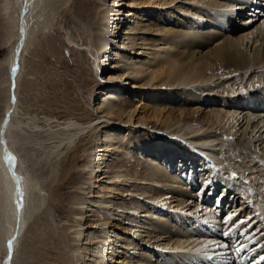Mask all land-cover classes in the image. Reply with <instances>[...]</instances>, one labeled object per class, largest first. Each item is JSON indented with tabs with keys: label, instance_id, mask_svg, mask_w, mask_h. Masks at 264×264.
Masks as SVG:
<instances>
[{
	"label": "bare ground",
	"instance_id": "bare-ground-1",
	"mask_svg": "<svg viewBox=\"0 0 264 264\" xmlns=\"http://www.w3.org/2000/svg\"><path fill=\"white\" fill-rule=\"evenodd\" d=\"M48 1L51 0H10L9 2V5L13 3L15 14L9 19L13 25L6 42L8 54L2 61L7 71L5 81L7 100L0 119V264H13L25 228L45 201L44 188L30 175L22 163L20 153L15 148L13 123L20 108L18 91L23 53L45 26ZM176 1L78 0L77 2V13L72 24L78 29L81 41L77 42L75 39L70 41L73 44L72 50L80 56L77 60L80 72L75 75L77 82L85 73L103 84L124 82L135 88L158 89V93H151L158 98L174 95L181 99L174 101V104L180 105L168 106L166 103L160 106L140 99L137 102L133 99L123 100L124 103L117 105L105 98H99V103L90 113L82 104L80 94L73 87V82L69 84L70 93L68 92L65 97L69 104L65 113L47 115L45 124L34 125L36 127L32 132L41 134V139L36 144L44 148L43 156H47L48 159L65 156L67 161L63 167L67 175L72 169L90 171L89 182L99 189L90 196L100 199L86 200L82 202L84 205L82 208L98 207L99 209L95 211V217L98 216L97 221L105 226L108 216L109 227L113 229L110 230L111 235H109L110 231L103 230L101 241L107 246H99L98 249L91 250V246L96 244L94 240L98 237L94 236L92 229L83 232L85 225L80 223L76 217L77 213L67 215L65 222L63 221L66 223L63 226L64 233L73 241L79 237L81 246L76 247V255L67 257L66 252L70 251V244L64 242L63 235L56 234L51 227H48L44 242L54 243L57 249L55 252L59 254L51 256L50 252L44 259L50 262L49 264H90V260L94 263L98 260L105 262L108 255L106 251L109 249L111 252L108 261L113 262L114 257L121 252L118 246H124L127 250L133 251L132 253L140 248L136 242L137 237L145 242L141 245L142 249L156 248L160 252V257L153 259L151 252L147 251L141 252L138 256L126 252L124 257L118 258L117 264H246V258L253 256L251 254L256 248L264 247V207L260 205L264 201V184L260 182L263 174L255 178L254 181H257L255 185L252 183L247 186L244 183V179H250L258 172L257 167L264 166V110L261 111L262 109L258 107L259 110L257 108L246 110L230 99L239 96V100H242L247 92L264 97V83L252 84V81L256 82L264 77V19L254 25L258 15L261 13L264 15V0H226L222 4L211 3V0H189L186 1L190 4L189 8H185L186 11L176 5ZM141 5L146 8L153 6L152 9H163L162 21L161 19L150 22L134 20L135 25L127 23V18H130L131 22L134 17L136 19L143 17L133 12ZM175 9L197 16L199 29L190 26L191 29L174 30L170 27L169 17ZM243 9L248 11L244 18H238L237 11L241 13ZM10 10L11 7L8 6L7 11ZM202 20L204 21L201 22ZM232 21L234 23L238 21V25L235 24L238 27L253 25L254 27L248 31L231 34L226 32V27H230ZM207 23L218 24L219 27L214 30L213 26L211 30L204 31ZM185 24L187 23H184V26ZM152 33L162 34L155 40L148 36ZM154 40L156 42L165 40L163 44L166 46L159 47L157 43L153 44ZM111 43L115 45L110 46ZM183 46L188 48L179 50ZM108 49L110 53L103 56V52ZM227 49L234 52L235 63L240 70L250 76L257 73L247 80L248 83L245 85L247 88L236 83L219 81L221 77L208 72L210 70L213 72L215 69L217 71L215 64L224 62L228 58L224 52ZM222 66L228 67L225 62ZM255 76L257 80L254 79ZM13 78L14 89H12ZM100 93L107 97L110 94L105 90ZM221 94L227 99L221 101L218 107H210L211 98L208 96L215 97ZM201 95L205 96L202 103L198 99ZM133 128L139 133L143 129L150 132L149 136L152 141L154 140L153 144L147 143L150 147L159 141H168L171 148H167V151H176L181 165L188 164L191 169L201 167L208 173L207 181H202L203 190L207 184H211L212 188L221 187L222 192L217 202L211 207L210 204L208 205V200L204 203L201 199L195 200L193 191L185 183H181L179 175L170 173L168 167L170 165L155 160L149 175L155 181L157 192L156 195L150 196V202L161 204L164 208L163 212L167 211L176 219L182 220V227L178 230L172 229L171 226H176L172 223L173 220L162 221L161 217L151 213L144 204L138 210L140 213L133 211L129 204L131 198L145 199V197H140L126 188L128 184L124 183L125 174L123 170L121 171V162L128 149L134 145L131 139L123 140L117 137L119 130L127 131ZM220 135L234 139L231 145L235 153H238L237 156L244 160L248 159V163L253 162L249 166L238 164V167H246V169L236 179L224 175L220 168L223 164L219 160L221 148L215 143ZM95 137L98 139H93ZM93 164L95 165L92 166ZM102 181L105 183L98 184ZM119 183L122 185L116 186ZM146 183L149 184L148 181ZM84 184L81 183L80 187L84 188ZM253 187L261 196L257 195L258 203L254 206L251 201L255 198L249 194V189L253 190ZM107 188L113 194L102 198L101 193ZM229 189L231 190L228 191ZM20 198H23L22 201ZM225 198L228 199L224 204ZM228 203L234 206V209L230 210L232 214L229 215V219L236 213L243 214L241 220L235 224L237 227H243L239 232L241 235L237 236L234 233L238 241L241 240L238 250L236 248L235 251L238 260L234 255L224 253L227 251L222 248L226 246L224 241L226 234L221 233L222 239L213 238L212 230L203 227V224L214 222L215 214ZM244 221L247 222L245 225ZM197 222L199 225L196 231L200 239H195V234L190 232L189 227ZM87 224L86 226H90L89 223ZM248 225H254V229L251 228L252 234L249 231L245 233ZM256 225L259 231L255 229ZM228 228L224 226V233ZM126 233L131 234L132 237L125 236ZM242 237L243 240L240 239ZM232 239L234 241V238ZM9 242L12 244L11 255ZM217 244L221 247L210 249ZM90 250L94 251L91 259L88 255ZM222 254L227 256L223 258ZM262 256L259 254L251 264H259L257 260L263 258Z\"/></svg>",
	"mask_w": 264,
	"mask_h": 264
},
{
	"label": "rangeland",
	"instance_id": "rangeland-1",
	"mask_svg": "<svg viewBox=\"0 0 264 264\" xmlns=\"http://www.w3.org/2000/svg\"><path fill=\"white\" fill-rule=\"evenodd\" d=\"M186 1L189 0H177L175 4L180 6L182 9L186 11L185 8H189L188 6H190V4H188V2L186 3ZM9 2L10 0H0V119L3 115L4 107L7 100L6 84H5V81L7 80V71L2 65V61L3 59H5V57L8 54V46L6 42L7 39H9V36L11 34L10 29L12 28L13 25L12 21L9 19L13 17L15 14V8L13 7L14 5L13 3L12 5H9ZM77 2L78 0L48 1L46 7L48 11V17L46 18L44 24L45 26L42 29V31L39 32L37 36L32 40V42L29 44V46L23 53L22 64H21V78L19 80V91H18L20 108H19V113L17 114L13 123V126L15 128L13 129V140L15 142V148L20 153V157L23 165L28 170L30 175H32V177L35 178L44 188L45 201L43 202V205L40 207V209L34 215V217L29 221V224L25 228V231L20 238L18 251L16 253L17 255L15 256L13 264H49L50 262L48 263V261H45L44 259L45 257L49 256L50 252H51V256L59 255L58 253L55 252V250L57 249L54 243L49 244L48 241L44 242V239L46 238L44 237V235L47 232L48 227H51L56 232V234H59L60 236L63 235L62 238H64V242L65 243L68 242L70 244V251L68 250V252H66L67 257L76 255L75 254L76 247L81 246L79 237L76 238L77 239L76 241H73L72 238L66 235V233H64L65 231L63 230V226L66 224L64 223L65 222L64 220L66 219L67 215L69 216V214L75 215V213H77L76 217H78V220L80 221L81 224L85 225L83 232L92 229L94 236L98 237V238L95 237L97 238L94 240L96 244L95 246H91V250H96V248L97 247L99 248V246L100 247L107 246V244H103V242L101 241V238L103 236V230L105 231L113 230L112 228L109 227L110 221L108 220L109 219L108 216H106L107 220H105L106 222L105 226L102 225V222L97 221L96 218H98V216L95 217L96 215L95 211L99 209L98 207L90 206V208H85V209L82 208L84 207L82 202L91 199H100L94 196H90L91 194L93 195L94 192L99 190L97 187H95L93 184L89 182L90 171L72 169L71 173L67 175L65 168L63 167L64 165H66V161H67V159H65V156H62L59 159H52V158L48 159L47 156L45 155L43 156L44 148H40V146L36 144L37 141L41 139V134L39 132H32V129H35L36 127L34 125L38 123L39 124L46 123L45 116L65 113L66 106L69 105L66 102L67 98L65 97L66 95H68L70 89L69 88L70 83L72 84L74 82L73 87H75V89L78 90L82 104L85 106L86 109L89 110L90 113L99 103V98L101 99L105 98L111 102H115V104L117 105L124 103L123 100L132 101V99L135 102H137L139 99L143 101H149V102L151 101L152 103H155L160 106L166 103L168 106L180 105V104H174V101L181 99L178 96L171 95V96H163L161 98H158L157 95L152 96L151 93L153 92L158 93V89L152 90L149 88H140V87L135 88L129 86L128 84H125L124 82L113 83L114 85L110 83L103 84L101 81L95 79L93 76H90L88 74L85 75V73L83 74L84 76L81 78V80L77 82V80L75 79V75L79 74L80 72L79 67L77 66V60L78 58H80V56H78L79 54L77 52H74L72 50L71 45L73 44L70 42L72 39H75V41L77 42L81 41L78 29L75 28V26L72 24V21L77 13L76 12L77 4H78ZM212 2H215V4H222L225 3L226 0H211V3ZM8 6L11 7L10 12L7 11ZM152 7L153 6L146 8L145 6L141 5L140 7L134 9L133 12L135 13L137 12L138 14L143 15V17L140 16L137 19L136 17H134L135 19L132 18L131 22H130L131 19L127 18V23H129L130 25H135L136 22H133L134 20L141 22L144 21L150 22L152 20L159 21V19H161L162 21V18L164 17L163 15H161V13L164 12L163 9L159 8L157 10V9H152ZM180 11L181 10L175 9V11H173V13L170 14L169 17L170 18L169 21H171L169 25L170 27H172L174 30L177 29L180 30L182 28L191 29L189 28L190 26H192L193 28L195 27L196 30L199 29L197 27V24L199 22L197 16L190 15L186 12L183 13ZM247 11H248L247 9H243L242 11L243 13L242 12L239 13L237 11L238 18L241 19L244 18L245 13ZM151 12H153L154 14H151ZM257 19L258 20L256 21V23L255 22H254L255 24L253 23L254 25L258 24L261 19H264V15L262 13L259 14ZM203 21L204 20H202L201 22ZM238 21H235V23L234 21H232L231 24H229L230 27L228 28L226 27V32L228 31L231 34L241 33L243 31H248L254 27V25L253 26L251 25L252 27L235 26V24L238 25L239 23ZM184 23H187L185 24V26L186 25L188 26L185 27ZM206 26L207 27L204 29V31L211 30L210 28L213 26H214L213 27L214 30H217L219 27L218 24L216 25L213 23L212 24L207 23ZM160 34L162 33L159 34L152 33V34H148V36L156 40L161 37ZM138 35H142V34H138ZM155 40L153 44L157 43L159 47L166 46L165 44H163L165 40H160L158 42H156ZM112 45H115V43L110 44V46ZM157 47H153V48L161 49ZM187 48L188 46H183L179 50H183V49L186 50ZM224 52H226L227 54L226 56L230 59L229 60L228 58H226V60L224 61L228 67L224 68L222 66L224 62H220L219 64H215L217 71L215 69V71L213 72L211 70L208 72L210 74H216L217 77H221L219 81H223L224 83H236L239 84V86L244 87L248 83L247 80L251 79V76L256 75L257 73L252 74L251 76L249 74H246V72H243V70H240L237 67L238 65L235 63L236 57L234 52L231 49H227ZM108 53H110L109 49L106 50L105 53L103 52V56ZM105 59L106 58H104V61ZM108 62H110V60H108ZM107 68L108 66L106 67V69ZM105 72L106 71H104V73ZM254 79L257 80V77L255 76ZM261 79L262 78L258 79L256 82L252 81V84L254 83L255 85L263 84L264 77L262 80ZM64 86L65 89H63ZM245 88L247 87L245 86ZM102 90H105L106 92L109 91L110 92L109 96L107 97L104 96V94H101L100 91ZM159 91L162 90L159 89ZM204 97H205L204 95L199 96L198 99L199 101H201V103L203 102ZM208 97L211 98L210 107H215V106L218 107L219 105H221L220 104L221 101L223 100L225 101L227 99V98H223L224 96L222 94L217 95L215 97L212 95ZM239 98H240L239 96H233L230 99H232V101H235V103H239V106L242 105L246 110H254L257 107L259 109H262L261 111L264 110L263 96L259 97L258 95L253 94V92H247L243 96L242 100H239ZM151 124L154 125L153 122H151ZM26 125L29 128H26L27 127ZM46 128H49V126H46ZM159 130L160 129H158L157 131L159 132ZM138 133L139 132H136V130L133 128L127 131L119 130V133L117 134V137L119 139H123V140L131 139L134 145V147L128 149L127 154L125 155L123 161L121 162L122 165L121 171L123 170L122 172L123 174H125L124 183L127 182L128 184L126 188L137 193L140 197H145V199L132 197L129 204L132 207V210L137 212H139L138 210H140L143 207L142 206L143 204L146 205L150 209L151 213L157 215L158 217H161L162 221L166 222L167 220H171V221L173 220L172 223L176 224V226H171V227L172 229L178 230L180 229V227H182L181 224L182 220L176 219L175 216H172V214H168L167 211H164L165 212L164 213L163 212L164 208L162 207L161 204L150 202V196L156 195L157 192V187L154 183L155 181L154 179H151L149 175L154 166L155 163L154 161L158 160V161H163L167 165L169 164L170 166L168 167H170L169 168L170 173L179 175L181 183L182 182L183 184L185 183V185L189 187L190 190L193 191L195 196L194 199L197 201L201 199L203 203L206 200H208V205L210 204L211 207L215 204V202H217L218 197H220V194L222 192L221 187H216L217 188L216 189L215 187L212 188L211 184L209 185L207 184L205 186V189L203 190L202 181H207V178H209L208 173L203 171L201 167L191 169L188 164L185 166L181 165L180 160L178 159L177 152L167 151V148L168 149L171 148V144L168 141H159V143H155L152 147H150L149 145L154 143L153 142L154 140L152 141V138L149 136L150 132L146 129H143L141 133L139 134ZM98 137H95L93 139L96 140L98 139ZM86 142L88 141H85V143ZM147 143H149V145ZM215 143H217L218 148H221V150L219 151L220 152L219 160L222 161L223 163L221 164L222 166H220V168L224 172V175L235 177L236 179V177L241 176L244 170L246 169V167L243 168L238 167L239 165L242 164H243L242 166L252 165L251 163L253 162L250 163L249 161L248 163V159L244 160L242 157L237 156L238 153H235L236 151L233 150V146L231 145L234 143V139L226 138L223 135H220L218 136V140ZM94 152L95 151H93V153ZM94 161L97 160L94 159ZM245 162L248 164L246 165ZM97 163H99V161H97ZM255 163L256 161H254V164ZM257 164L259 165L260 163ZM94 165L95 164H93L92 166ZM178 168H182V169L180 170ZM234 169L237 170V172ZM257 169L258 172L256 174H253L250 177V179H244L245 180L244 183L247 186L251 185L252 183H254L252 185H255V183H257V181H254L255 178L261 174H263V176L260 182L262 181L264 184V171H261L264 170V166L261 165L257 167ZM231 170L233 173L231 172ZM64 174L66 176H64ZM236 174L237 176H235ZM251 180L253 182H251ZM146 181H148L149 184H147ZM81 183L86 184V185L84 184L83 186L84 188L80 187ZM101 183H105V182L102 181L99 182L98 184ZM57 185L58 187L56 188ZM118 185H122V184L119 183L116 186ZM110 186H112V184ZM231 189H229L228 191H230ZM252 189L254 190V192L253 190L249 189L250 191H252V192L249 191V194L252 195V198L253 197L255 198L251 201L252 206H254L258 203L257 201L258 196L259 197L261 196L258 195L260 194L258 190L255 191V187H253ZM111 193L112 192H110L108 188L103 190V192L101 193L102 198H106L107 196L111 195ZM227 199L228 198H225L223 200L224 204L226 203ZM261 199H259V201H261ZM260 205L264 207V201L263 204ZM233 209L234 206H231V203L226 204V206L222 208L219 213L215 214L216 216L214 217L215 218L214 222L212 223L210 222L211 224H207V225L203 224L204 225L203 227L205 229L212 230L213 232L212 235H214L213 238L221 237L222 239V236L226 234V236L224 237L226 246L222 248H225V250L227 251H225L224 253H226L227 255L232 254L234 255V258L237 257L236 259L238 260L239 257L235 256L236 255L235 251L238 245L240 244L239 241L241 240L238 241L237 236L238 234L241 235L239 232L243 227L240 226L241 224L239 225L240 227L235 226V224L241 220V216L243 214L236 213V215H234L231 219H229L230 218L229 215L232 214L230 210ZM261 218H263V216ZM138 219H140V217ZM87 223H89L90 226H86L88 225ZM230 223H231V227H230ZM243 223L245 225L247 222L244 221ZM198 225H199L198 222L195 223L194 225H189V227L191 228L190 232L195 234V239L199 238L196 231L198 229L197 228ZM254 225H248V227H246L245 233L249 231V233L251 232L252 234L253 233L252 229H254ZM224 226L229 227L225 231V233L223 231ZM255 229H258L257 231H259L258 225L255 226ZM119 232L123 234L122 231ZM221 233H223V235H221ZM234 233H236L237 236H235ZM109 235H111V231L109 232ZM125 236L132 237L131 234H127V233L125 234ZM259 236H261V234ZM232 238H234V241ZM240 239L243 240V237ZM136 242L140 246V248L142 243H145L140 239V237H137ZM121 243L124 242L121 241ZM118 247L121 250V252L119 253V255H116L114 257L113 262L111 260L108 261V255L111 252V250L109 249V251L108 250L106 251L108 255L106 256L105 262H101L100 260H98V262L94 263L92 260H90L89 263L117 264L119 260L118 258L124 257L123 255H125L124 253L126 252L127 254H131L132 256H138L141 252L147 251V252H151L153 259L160 257V252L156 248L155 249L138 248L137 250L136 249L134 250L136 253L135 252L132 253L133 251L131 252L127 250L126 248H124V246H118ZM220 247L221 246L217 244V246L215 247L212 246L210 249L212 248L218 249ZM232 251H234V253ZM46 252H48V254H46ZM93 254L94 251L89 252L88 254L90 257L89 259L92 258ZM226 254H222L221 256L222 257L224 256L223 258H225V256H227ZM259 254H262L263 258H260V260H257V262H259V264H264V247L256 248V250H254L251 254L253 256H249V258L248 257L246 258V262H247L246 264H251L252 263L251 261L253 259H256V257Z\"/></svg>",
	"mask_w": 264,
	"mask_h": 264
},
{
	"label": "water",
	"instance_id": "water-1",
	"mask_svg": "<svg viewBox=\"0 0 264 264\" xmlns=\"http://www.w3.org/2000/svg\"><path fill=\"white\" fill-rule=\"evenodd\" d=\"M12 87H13L12 89H14V87H15V80H14V78H13V86ZM19 186H20V183H19ZM20 199H21L20 201H22L23 198H20ZM9 246H11V250H10V255H11L12 254V244L10 242H9Z\"/></svg>",
	"mask_w": 264,
	"mask_h": 264
},
{
	"label": "snow or ice",
	"instance_id": "snow-or-ice-1",
	"mask_svg": "<svg viewBox=\"0 0 264 264\" xmlns=\"http://www.w3.org/2000/svg\"><path fill=\"white\" fill-rule=\"evenodd\" d=\"M15 98L13 97V100H14Z\"/></svg>",
	"mask_w": 264,
	"mask_h": 264
}]
</instances>
